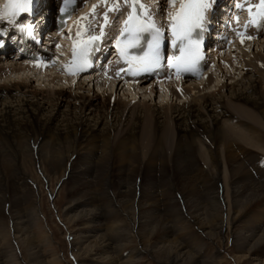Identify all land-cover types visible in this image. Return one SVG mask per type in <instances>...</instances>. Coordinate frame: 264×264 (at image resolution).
I'll return each instance as SVG.
<instances>
[{"label": "rangeland", "instance_id": "1", "mask_svg": "<svg viewBox=\"0 0 264 264\" xmlns=\"http://www.w3.org/2000/svg\"><path fill=\"white\" fill-rule=\"evenodd\" d=\"M167 2V0L162 2L163 7L160 8V14H165ZM152 3L150 0L153 8L158 9L159 5ZM169 3L173 4V0ZM81 19H84V17H81ZM240 46L245 49L241 48L240 50ZM252 47L254 53L259 49L257 45L247 47L244 44L238 46V52H227L223 59L228 58L226 61H230L232 65L229 63L221 65V62H217L218 65L215 70L213 69L210 72V74L213 73L214 83L202 92L213 90L217 82L232 80L226 79L224 76L221 77V71L227 74L235 72V67L240 65L239 62H242L243 56L246 59L251 57L249 48ZM241 72H243L242 69ZM12 75L13 78L28 77L27 83L35 88H52L65 83L62 82L61 84L59 77L54 75L51 76V78L54 77V80L51 81L49 75L52 74L49 72L30 74L21 71ZM8 77L5 78L6 80L1 77L0 84L12 78ZM237 77L234 76L233 80H236ZM88 85L85 88H89L90 94H92V90L97 91V93H101L103 90L102 86L94 89L92 84ZM106 89L109 91L114 89L115 94L116 87L108 85ZM123 91L124 89L118 91L117 88L116 95L122 96L121 99L126 100L127 96L123 95ZM194 93L192 91L191 95ZM132 97L128 96V98L135 99L136 102L139 98L142 99L148 97V95L139 94V96ZM188 98L189 96H183L185 101ZM112 99L114 100V98ZM152 99L154 100L153 103H157L161 99L171 101L169 91L164 87L159 88L156 96L152 95ZM234 115L242 116L237 112H234ZM234 121L228 122V124L231 127L235 126ZM248 128L252 129L253 134H249V131H242L240 136H234L232 140H228V152L226 154L218 153L215 155L217 168H212L207 160L196 156V162L191 166L193 171H190L191 168L187 170L185 166L173 170L169 163L162 167L159 165L157 167L159 169H155L153 161L150 162V159H148L150 155L147 153L145 155L142 151L139 154V157L141 155L140 161L139 157L134 159L135 164L133 165L135 167L131 164L128 165L129 159H132L131 157L120 155L122 153L118 157L113 155L112 160L110 159V163L107 164L108 172H106L107 166L104 164H97L96 168L92 167L86 171L87 163L81 157L73 165L74 169L78 173L80 172V174L75 175V180L68 179L67 175L63 176L62 167L64 163H59L58 168L52 166L54 164L52 158L58 153L62 155V151L55 140L46 138L39 147V151L32 156L31 152H27L26 141L17 139L16 146L22 150L21 156L19 155L16 158H13V155L6 156L12 166L0 167V176L3 180L0 185V252L2 253L0 264H105L107 257H104V259L95 258L98 257L97 254L96 256L90 255L87 258V253L81 254L73 251L71 238L76 234L75 231L78 225V228L86 226L84 222H89L90 225L95 227L92 228V232L80 228L81 230L78 232L80 235H92L81 247L92 245L96 237L105 233L106 226L109 228L116 225V228L120 227L121 229L129 227L130 220L124 214H121V210L123 208L125 211L133 213L137 208L132 210L133 197L131 194H129V197L123 194L122 191H125V188L119 181L125 176L134 179L135 175L138 176L139 173L136 196L143 197L144 194V196H151L152 199L146 200L145 204H142L139 208L140 214L137 215L138 219L136 220L139 221L138 227L129 233L127 240L123 239V241L118 242L122 245L119 247L121 253L118 256L121 263L130 262L128 261V255L133 246L129 244V241L133 240L140 242L138 247L141 253L135 257L134 264H170L165 261L166 259H160L153 250L155 252L156 250H164L156 249V246L158 247L161 242V244H165V241L174 238L192 256L196 257L198 264H264V191L262 193L256 191V184L264 189V129L261 128V125H255L254 123L253 126H248ZM236 133H239L238 128H235L234 135ZM113 135L121 148L126 146L125 142L121 140L124 135L121 128L117 127ZM252 135L254 138H252ZM134 141L138 145L140 144L138 138ZM253 141L260 146L258 148L252 146L250 143ZM101 148L98 147L97 155L93 157L90 155L89 157L96 161L97 156L102 153L103 148ZM89 150H91V147ZM15 160L18 165H14ZM234 160H236L237 165L232 167L230 162ZM226 161L228 162L226 163ZM15 166L18 167V172H21L22 177L27 179L28 183L25 184L24 182V185H20L19 182H15L19 178V176L16 177L17 169ZM96 177H99V179L106 177L108 183L105 181L104 184H101ZM165 178L169 179L168 185L172 193H176L177 196L184 195V201L174 200L169 202L166 200L163 202L160 199L158 194L161 193L162 188H153L150 181L158 179L157 182L160 184L167 181ZM217 189L222 199L221 205L203 202L205 193L213 196ZM132 190L134 191V188L128 189L130 193ZM106 192L111 196L114 195L115 198H113L117 201L121 200L122 204H120L123 206H116L118 209L111 206V200ZM260 194H263L261 196L263 198L259 197ZM73 205L74 207H72ZM100 205H107L111 211L102 220L104 223L100 219V222L103 223L102 227H99L98 218L92 220V215H90L94 214L95 209ZM193 207L199 208L200 215L194 221H191L184 217L183 212L185 208ZM17 215H20V218L13 219ZM21 220L26 221L25 234L20 232L19 229L12 230L11 223ZM81 222L84 224H81ZM197 223L206 225V230L211 235L203 233L202 229H197ZM244 223L258 224L257 226H260V228L257 227L255 235L250 238L249 232L244 231ZM216 224L222 227L218 229ZM109 230H112V228ZM165 235L170 237L165 238ZM144 246L149 250L145 252L143 250ZM99 255H102V253ZM116 255H118L117 252L113 256Z\"/></svg>", "mask_w": 264, "mask_h": 264}, {"label": "bare ground", "instance_id": "2", "mask_svg": "<svg viewBox=\"0 0 264 264\" xmlns=\"http://www.w3.org/2000/svg\"><path fill=\"white\" fill-rule=\"evenodd\" d=\"M181 1L182 0H173L172 5H177L176 3ZM106 5L107 4L104 2L101 4L96 3L94 8H92L93 13H100L99 7L103 6L104 8L102 9H105ZM48 6L50 9L52 3H48ZM80 17L85 18L86 15L82 14ZM254 44L257 45L259 49L254 53L253 47L251 49L249 48L251 57L246 59L243 56L241 59L242 62L238 61L240 65L235 67V72L227 74L221 71V77L224 76L226 79L232 80L221 83L217 82L213 90L204 92L202 91L209 88V86L214 83L213 74L208 72H205L197 81L182 83L170 81L157 85H150L148 87L144 86V84H137L135 86L125 85L127 87L126 89L123 88L124 85L118 81V75L115 73L112 75L116 80L114 82L113 80L109 81L110 84L96 82V84L103 87V90L101 89L102 91L99 90L101 91V93L99 92L100 94L94 90H92V94H90L89 88L86 89L85 87L93 83L92 79L84 78L83 80H75L74 78H61L60 76L59 79L61 84L65 82L63 85L42 89V87L35 88L28 84V77L13 78L12 74L21 72V68H16L15 65H13L11 69L0 67V78L2 77L6 80L9 78L8 76L12 77L0 84V167L12 166V163L6 156L13 155V158L19 157V155L21 156L22 150L18 149L16 146L17 139H24L23 141H26L27 144L24 143L26 147H28L27 152H31L33 156L34 153L39 151V147L43 141L49 138L53 141L55 140L59 149L62 151V155L58 153L52 158L54 160L52 166L64 163L62 167L63 176L65 177L67 175L68 179L70 178L71 180H75V175L80 174V172L78 173V171L74 169L73 165L81 157V159L84 158L85 163H87L85 167L86 171L89 168L97 167V164H104L107 166L106 172H108L107 164L110 163V159L112 160L113 155L118 157V155L122 153L120 155L128 158L131 157L132 159H129L128 165L131 164V166L135 167V165H133L135 164L134 159L139 157L142 151H144L145 155H150L148 159H150V162L153 161L155 169L159 165L162 167L165 166L166 163H169L173 170L174 168H184L185 166L187 170L191 168L190 171H193V167L191 166L196 162V156H200L207 160L212 168H217L218 165L216 164L215 155L218 153L226 154V152H228L229 143L227 142L229 139L232 140L234 136H240L242 131H249V134H251L252 129H249L248 126H253V123L255 125H261V128L264 129V39L261 41L255 40ZM248 46L250 47L251 44ZM235 49H238L237 46ZM239 49L241 50V48ZM236 56L235 54V57ZM216 59L217 56L214 58L215 62ZM227 59H223L221 65L223 63L231 64L230 61H226ZM57 61L61 63V58H58ZM8 64H10V62H6V65ZM241 69L243 72H241ZM22 71L28 73L26 70ZM44 72L51 73L52 75H49L50 78L53 75L58 77L53 70ZM110 72H113V68H110ZM38 74L41 73L38 72ZM234 76H238L237 79L235 78L236 80H233ZM53 80L54 77L51 78V81ZM108 85L116 87L115 94L113 92L114 89L111 91L106 89ZM163 87L169 91L171 101L161 99L160 101L158 100L157 103H153L152 101L154 100L152 99V95L156 96L159 88ZM95 88L96 87H94V89ZM117 88L118 91L125 89L123 95L127 96L126 100H122V96L116 95ZM192 91L195 93L191 95ZM139 94H147L148 97L139 98L136 102L135 99L128 98V96H133L132 98H134L139 96ZM185 95L189 96L186 101L183 99ZM112 98H114V100ZM234 112L242 116H235ZM230 120L232 122L235 120L234 122L236 125L231 127V125L228 124ZM117 127L121 128L124 134L121 140L125 142L126 146L123 148H121L118 141L113 138V132ZM235 128H238L239 133L234 135ZM136 138L139 139V145L134 141ZM252 138H254L253 135ZM250 144L256 148L260 146L254 141ZM90 147L91 150H89ZM98 147L103 148H101L102 153H100L96 158L97 160L95 159L96 161H94V159L89 156L92 155L93 157L97 155L96 151ZM227 162L228 161H226V163ZM13 163L14 165H18L16 160ZM230 163H232V167L237 165L236 160ZM15 167L17 169L16 177L19 176V178H17L18 180L15 182H19L20 185H24V182L25 184L28 183L27 179L22 177L21 172H18V167ZM140 169L139 171H141ZM138 176L135 175L134 179L130 176H125L119 181L125 188V191H122L123 194L128 197L129 194H131L133 197L132 210H136L137 208L133 213L125 211L123 208L121 210V214H124L125 217L130 220L129 227H127L128 229L116 228V225L108 226L109 228L106 226L105 233L96 237L92 245L81 247L92 235H80L78 233L79 230H81L80 228L88 231L91 230L92 232V228L95 227L90 225L89 222H84L86 226L78 228V225L75 231L76 234L71 238L73 251L81 254L87 253V258L90 255L96 256L97 254L98 257L95 258L104 259V257H107L105 264H123L119 261L120 258H118L121 253L119 247L122 246L121 243L118 244V242L121 240L123 241V239L127 240L129 233L138 227L139 221L136 220L138 219L137 215L140 214L139 208L142 204H145L146 200L149 201L152 199L151 196H144V194L143 197L140 195L138 197L136 196L138 193ZM96 179L99 183L101 182V184H104L107 178L99 179V177H96ZM165 179L167 181H163L160 184L157 182L158 179H152L150 181L153 188H162L161 193L158 194L160 199L163 202L166 200L169 202L174 200L180 202L184 201V195L177 196L176 193H172L168 185L169 179ZM2 181V177L0 176V185L3 183ZM106 182L108 183V181ZM130 188H134V191L132 190L131 193L128 191ZM256 191L257 193H262L264 189L256 184ZM106 195L111 200V206L115 208H117L116 206H123L121 205V200L117 201L114 199V195L111 196L107 194V192ZM261 196H263V194L259 195V197ZM203 202L221 205L222 199L219 190L217 189L213 196L205 193L203 195ZM157 204L159 205V203ZM104 205H100L97 209L94 208V214H90L92 215V220L98 218L97 222H99V227H102L104 223L102 220L111 212L107 205ZM72 207H74V205ZM198 210L199 208L196 207L185 208L183 212L184 217L194 221V219L200 215ZM19 216L20 215L14 216L13 219H19ZM100 219L103 223L100 222ZM25 223V220L11 223L12 230L19 229L20 232L25 234ZM84 223L81 222V224ZM257 225L258 224L254 223H244V231L249 232L250 238L255 235L257 227L260 228V226ZM206 227V225L198 223L196 226L197 229H202L203 233L205 232L211 235V233L206 230ZM221 227L222 226L218 225L217 228L220 229ZM110 228H112V230H109ZM166 237L169 238L170 236L165 235V238ZM129 242L133 248L128 255V261L130 262L126 264H134L135 257L141 254L138 247L140 242L133 240ZM165 242V244H161V242L158 247L156 246V249L164 250H156V252L153 250L160 259H166L165 261L170 264H198L196 257L192 256L184 249V246L176 239L171 238V240ZM143 250L146 252L149 249L145 247ZM116 252L118 255L113 256ZM101 253L102 255H99ZM1 255L2 253L0 252V256Z\"/></svg>", "mask_w": 264, "mask_h": 264}, {"label": "snow or ice", "instance_id": "3", "mask_svg": "<svg viewBox=\"0 0 264 264\" xmlns=\"http://www.w3.org/2000/svg\"><path fill=\"white\" fill-rule=\"evenodd\" d=\"M124 3L135 8L139 0H124ZM209 7L211 5L206 0H182L179 10L169 14V29L172 34L171 46L173 49L178 47L179 54L167 57H164L161 51V29L151 19L144 20L138 13L129 12L115 42L119 56L122 59L126 58L128 63L134 65L138 71L160 69L164 66L161 63L162 60L166 58L167 67L174 68L177 75L181 71L197 74V65L204 60V56L201 51V39H193L191 34L193 29L201 27L204 10ZM237 7L241 6L237 5ZM258 7L264 8V3ZM118 9L119 5H113L104 13V23L99 25V34L81 39L78 48L74 44L73 63L78 60L84 67L88 66L89 53L94 52L100 46L105 35V27L109 25L108 12L118 11ZM141 10H143L142 5ZM96 27L95 24H90L88 30L93 31ZM145 32H151V40L147 45L148 50L143 55L131 53L129 50L135 49L141 43L142 34ZM80 36L81 32L78 31L77 37ZM80 70L82 71L83 68ZM117 75L120 73L118 72Z\"/></svg>", "mask_w": 264, "mask_h": 264}, {"label": "clouds", "instance_id": "4", "mask_svg": "<svg viewBox=\"0 0 264 264\" xmlns=\"http://www.w3.org/2000/svg\"><path fill=\"white\" fill-rule=\"evenodd\" d=\"M30 4H31V0H0V22L5 23L6 25V27L2 31L4 32L8 31L9 27L14 23L18 14L21 13L30 14ZM208 10H210V7L204 10L203 21H206L207 19ZM201 26H202V21H201ZM18 27L28 28L29 29L28 34L29 35L32 34L30 30L31 29L30 21L25 20L22 24L18 25ZM196 29L197 28L193 29L191 34L193 39H196L193 37V34Z\"/></svg>", "mask_w": 264, "mask_h": 264}]
</instances>
